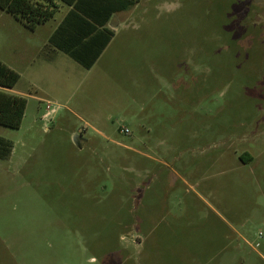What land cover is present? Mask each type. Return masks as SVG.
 Wrapping results in <instances>:
<instances>
[{
	"label": "rangeland",
	"instance_id": "374dc122",
	"mask_svg": "<svg viewBox=\"0 0 264 264\" xmlns=\"http://www.w3.org/2000/svg\"><path fill=\"white\" fill-rule=\"evenodd\" d=\"M59 16L0 11L26 102L0 126V264H264V0H138L91 69L60 54L71 89L38 74Z\"/></svg>",
	"mask_w": 264,
	"mask_h": 264
},
{
	"label": "trees",
	"instance_id": "16d2710c",
	"mask_svg": "<svg viewBox=\"0 0 264 264\" xmlns=\"http://www.w3.org/2000/svg\"><path fill=\"white\" fill-rule=\"evenodd\" d=\"M70 7L49 38V45L85 70L95 64L113 37L107 27L115 13L124 12L138 0H57ZM58 6L54 0H0V11L11 15L27 30L51 20ZM18 74L0 62V126L17 129L25 99L11 92ZM11 142L0 137V158L11 151Z\"/></svg>",
	"mask_w": 264,
	"mask_h": 264
},
{
	"label": "crops",
	"instance_id": "0c3cea01",
	"mask_svg": "<svg viewBox=\"0 0 264 264\" xmlns=\"http://www.w3.org/2000/svg\"><path fill=\"white\" fill-rule=\"evenodd\" d=\"M54 2L57 4L58 9H57V12L55 13V15L53 16V18L44 24L36 26L33 31H29L25 28V32H30V34L36 33L37 30H39L38 28H44V26H46V24H48V22H50L54 19L56 14L60 13L59 19L57 20L55 26L46 34V37H45V39L41 45L42 48H39L40 52L45 49L47 51V55L41 60L40 64L43 66L44 69H43V71L38 72V74L44 76V78H46L48 80V82H50L52 84L51 89H71L73 86V79H74L73 70L68 71V69H72V66L70 67V65L67 64L65 59L63 60V57H61V55H60V54H62L64 56H66L65 54L57 51L56 49H54L53 47H51L49 45L50 36L54 32V30L57 28V26L59 25V23L61 22V20L65 16V14L68 12L70 7H68L65 4L58 2L57 0H54ZM124 12H126V11H124ZM124 12L115 13L107 24V27L113 31L114 35H115V31L118 28V26H116V15L120 14V13H124ZM114 35H113V37H114ZM110 42H109V44H110ZM108 45H107V47H108ZM62 60L64 61V62H62L63 64H61L59 62ZM40 78H41V76H40ZM30 84L32 85V87H34L35 82H31ZM11 92L13 93L12 90H11Z\"/></svg>",
	"mask_w": 264,
	"mask_h": 264
},
{
	"label": "built area",
	"instance_id": "2783aa9c",
	"mask_svg": "<svg viewBox=\"0 0 264 264\" xmlns=\"http://www.w3.org/2000/svg\"><path fill=\"white\" fill-rule=\"evenodd\" d=\"M45 110L46 113L44 114V118H47L50 113H53V109L51 108L49 103H46ZM127 132L128 131L126 129H120V133H127Z\"/></svg>",
	"mask_w": 264,
	"mask_h": 264
},
{
	"label": "water",
	"instance_id": "95a60500",
	"mask_svg": "<svg viewBox=\"0 0 264 264\" xmlns=\"http://www.w3.org/2000/svg\"><path fill=\"white\" fill-rule=\"evenodd\" d=\"M74 144L77 148H79V143H78V138L77 139H74Z\"/></svg>",
	"mask_w": 264,
	"mask_h": 264
}]
</instances>
